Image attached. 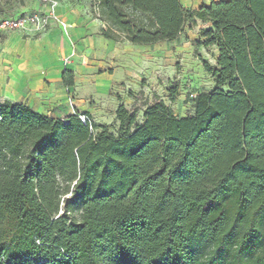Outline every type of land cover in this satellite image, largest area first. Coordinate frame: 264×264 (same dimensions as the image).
Instances as JSON below:
<instances>
[{
	"label": "trees",
	"instance_id": "16d2710c",
	"mask_svg": "<svg viewBox=\"0 0 264 264\" xmlns=\"http://www.w3.org/2000/svg\"><path fill=\"white\" fill-rule=\"evenodd\" d=\"M93 2L118 44L209 24L195 45L217 49L215 87L183 118L157 101L138 123L120 105L117 133L0 100V264H264V0Z\"/></svg>",
	"mask_w": 264,
	"mask_h": 264
},
{
	"label": "rangeland",
	"instance_id": "374dc122",
	"mask_svg": "<svg viewBox=\"0 0 264 264\" xmlns=\"http://www.w3.org/2000/svg\"><path fill=\"white\" fill-rule=\"evenodd\" d=\"M65 4H85L94 10L93 0H59ZM37 0H0V17L4 9L22 11L28 9L32 13L36 9ZM210 28L209 24L200 21L192 27H187L175 42L161 43L152 51L134 49L124 52V44H120L119 53L108 57V67L114 69V75L102 77L106 69L96 68L93 73L86 69L75 74L79 82L74 87V101L79 112H88L93 121L101 126H108L113 133L118 132L119 123L116 121V110L124 105L128 110L136 111L138 123H142L143 114L147 107L157 101H163L170 106L178 118L194 114L193 99L201 93H208L215 87L212 77L205 71L203 61L216 65L218 52L216 48L196 47L195 41ZM11 33V32H8ZM0 37V44L5 42ZM138 48V47H137ZM157 57V63L149 59ZM99 62L104 61L98 57ZM177 82L180 85L179 97L175 103L169 99V89ZM77 111V110H76ZM62 213V211L60 212ZM76 212V217H79Z\"/></svg>",
	"mask_w": 264,
	"mask_h": 264
},
{
	"label": "crops",
	"instance_id": "0c3cea01",
	"mask_svg": "<svg viewBox=\"0 0 264 264\" xmlns=\"http://www.w3.org/2000/svg\"><path fill=\"white\" fill-rule=\"evenodd\" d=\"M187 10L209 6L211 0H180ZM216 2L220 0H214ZM40 9L37 0L36 9ZM28 12V9H23ZM60 21L53 22L41 34L22 32L0 33L6 40L0 44V100L27 104L33 110L55 119H66L79 110L74 101V87L63 83L65 71L78 73L81 70L93 73L95 64L106 69L102 77L114 75L108 67V57L120 52L118 43L100 36L104 24L99 18L96 5L91 10L85 4L60 2ZM154 46H132L124 44V52L134 49L152 51ZM138 47V48H137ZM98 57L104 59L99 62ZM157 63V57L149 59ZM79 79H75V85Z\"/></svg>",
	"mask_w": 264,
	"mask_h": 264
},
{
	"label": "built area",
	"instance_id": "2783aa9c",
	"mask_svg": "<svg viewBox=\"0 0 264 264\" xmlns=\"http://www.w3.org/2000/svg\"><path fill=\"white\" fill-rule=\"evenodd\" d=\"M40 9L29 13L19 11L17 13L5 16L0 20V33L6 32H22L30 35H38L44 33L53 22L60 23L63 28L66 24L60 21L58 9L60 7L59 0H38ZM192 98H195L191 95ZM82 122H86V118L81 116Z\"/></svg>",
	"mask_w": 264,
	"mask_h": 264
}]
</instances>
